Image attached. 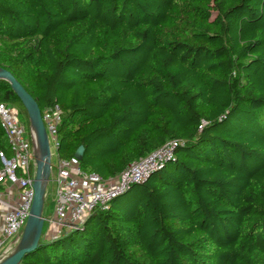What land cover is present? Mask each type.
<instances>
[{"label":"trees","instance_id":"1","mask_svg":"<svg viewBox=\"0 0 264 264\" xmlns=\"http://www.w3.org/2000/svg\"><path fill=\"white\" fill-rule=\"evenodd\" d=\"M0 68L62 112L58 158L84 147L104 180L180 142L23 264H264V0H0ZM0 103L29 121L4 80Z\"/></svg>","mask_w":264,"mask_h":264},{"label":"built area","instance_id":"2","mask_svg":"<svg viewBox=\"0 0 264 264\" xmlns=\"http://www.w3.org/2000/svg\"><path fill=\"white\" fill-rule=\"evenodd\" d=\"M61 119L62 112L58 107L47 109L43 114L52 159L57 160L56 166L52 164L49 182L55 186V205L50 222L56 226L57 233L52 241L59 239L65 229H79L94 212L108 210L118 197L132 187L142 185L173 160L176 149L180 146L179 141L171 140L149 155L132 162L116 178L104 180L97 174L82 170L76 158H58V126ZM0 124L13 153L11 159H6L4 153L0 152V186L9 184L17 186L19 190L13 203L4 202L0 190V203L7 206L0 228L1 261L14 249L13 244L22 235L30 216L34 201L37 148L32 131L30 142L20 124L18 113L6 103H0Z\"/></svg>","mask_w":264,"mask_h":264},{"label":"water","instance_id":"3","mask_svg":"<svg viewBox=\"0 0 264 264\" xmlns=\"http://www.w3.org/2000/svg\"><path fill=\"white\" fill-rule=\"evenodd\" d=\"M0 80L11 85L26 110L37 148L34 201L30 216L17 245L10 254L0 261V264H21L27 255L39 248L44 235L46 223L44 209L46 191L51 181L52 155L43 116L36 100L8 70L0 68ZM83 156L84 147H80L75 158L80 162ZM46 240L52 241V238H46Z\"/></svg>","mask_w":264,"mask_h":264},{"label":"rangeland","instance_id":"4","mask_svg":"<svg viewBox=\"0 0 264 264\" xmlns=\"http://www.w3.org/2000/svg\"><path fill=\"white\" fill-rule=\"evenodd\" d=\"M13 109H15L17 113L19 112L18 119H19L20 124L22 125V127L25 129V131H26V129H29L30 121H28V119L25 116L22 108L21 107L20 108L18 107V108H13ZM52 152H54V151H52ZM53 162H54V166H56V163H57L56 158L53 159ZM54 187L55 186L51 182V183L48 184L47 191H46V199H45L46 206H45V209H44V216H45V218L47 220V222H46L47 223V227H46V233L43 235V239L52 238L57 233L56 226L54 227L51 224V222H50V220L52 218L51 212H52L53 207L55 205V202H54V199H53V197H54ZM62 232H67V230L65 229ZM20 238H21V234L18 237V240L16 241V243L13 244L14 245L13 246L14 248L17 245V242L20 240Z\"/></svg>","mask_w":264,"mask_h":264},{"label":"crops","instance_id":"5","mask_svg":"<svg viewBox=\"0 0 264 264\" xmlns=\"http://www.w3.org/2000/svg\"><path fill=\"white\" fill-rule=\"evenodd\" d=\"M18 191L19 190H18L17 186L7 184V185L3 186V188L1 189V199L7 203H13L17 199ZM53 199H54V197H53ZM53 209H54V207H53ZM6 211H7V206L5 204L0 203V228L2 225V221H3V216L6 213ZM51 215L53 217V210L51 212Z\"/></svg>","mask_w":264,"mask_h":264}]
</instances>
